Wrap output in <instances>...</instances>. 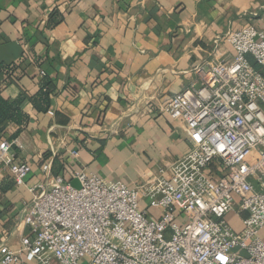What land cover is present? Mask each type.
Returning a JSON list of instances; mask_svg holds the SVG:
<instances>
[{
    "label": "crops",
    "instance_id": "0c3cea01",
    "mask_svg": "<svg viewBox=\"0 0 264 264\" xmlns=\"http://www.w3.org/2000/svg\"><path fill=\"white\" fill-rule=\"evenodd\" d=\"M263 8L264 0H0V96L22 112L20 123L1 125L0 139L12 142L15 163L31 166L17 186L0 162V245L17 249L31 235L21 219L44 161L52 175L69 179L77 164L130 188L160 169L167 176L193 143L169 117V99L194 66L229 61L227 31L264 24L247 17Z\"/></svg>",
    "mask_w": 264,
    "mask_h": 264
},
{
    "label": "built area",
    "instance_id": "2783aa9c",
    "mask_svg": "<svg viewBox=\"0 0 264 264\" xmlns=\"http://www.w3.org/2000/svg\"><path fill=\"white\" fill-rule=\"evenodd\" d=\"M226 37L232 58L194 66L167 103L193 133L168 175L130 188L44 161L21 219L31 235L2 243L0 264H264V24ZM11 146L0 139V162L23 186L31 166Z\"/></svg>",
    "mask_w": 264,
    "mask_h": 264
},
{
    "label": "trees",
    "instance_id": "16d2710c",
    "mask_svg": "<svg viewBox=\"0 0 264 264\" xmlns=\"http://www.w3.org/2000/svg\"><path fill=\"white\" fill-rule=\"evenodd\" d=\"M50 26L55 23L52 19L49 22ZM256 67V65L253 63ZM8 70V67H7ZM47 90V89H46ZM22 118V112L19 104H11L6 100L2 99L0 96V130L2 129V124L8 121L20 123Z\"/></svg>",
    "mask_w": 264,
    "mask_h": 264
},
{
    "label": "rangeland",
    "instance_id": "374dc122",
    "mask_svg": "<svg viewBox=\"0 0 264 264\" xmlns=\"http://www.w3.org/2000/svg\"><path fill=\"white\" fill-rule=\"evenodd\" d=\"M250 13H251V15L248 14L247 17L250 18L251 20H262V21H264V8L262 10H260V11H252ZM256 68H258L261 71L263 70V68L258 66L257 64H256ZM73 185L77 186L76 181H73ZM232 219H233V217H232ZM80 263L83 264L82 261Z\"/></svg>",
    "mask_w": 264,
    "mask_h": 264
}]
</instances>
